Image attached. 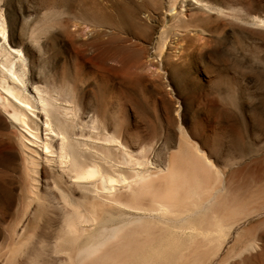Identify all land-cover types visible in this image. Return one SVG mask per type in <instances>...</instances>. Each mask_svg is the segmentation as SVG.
Instances as JSON below:
<instances>
[{"label": "bare ground", "instance_id": "6f19581e", "mask_svg": "<svg viewBox=\"0 0 264 264\" xmlns=\"http://www.w3.org/2000/svg\"><path fill=\"white\" fill-rule=\"evenodd\" d=\"M2 1L0 149L9 162L6 164L11 165L14 172L21 174L23 178L25 201L22 204L21 199L19 200L20 195L16 193L18 189L9 194V197L0 196V239L4 240V246L0 247V264H224V254L231 258L237 245L243 242L244 237H248L246 234L250 235L246 232L239 233V230L236 236L233 233L244 218L260 211L257 207L245 208L251 204L247 202L249 206L241 205L239 196L236 200V192L237 195L241 194L247 188L246 185L242 186L240 188L245 189L241 191L239 185H236V191L232 187L235 185L232 179H240L245 168L243 167L242 172L241 168L237 170L235 178L231 173L228 178L225 169L217 163L223 161L231 166L234 156L224 157L208 149V142L203 135L195 138L194 131L181 113L180 103L175 109L171 108L173 104L170 103V109L168 107L167 112L159 119L162 126L160 135L158 127L161 126L157 127V122L154 124L146 121L134 108L124 106L123 101L127 99L123 100L121 94L109 95L106 108L101 109L102 116L92 113L90 92L82 88L86 79L77 78L79 75L73 74L74 71L72 74L58 71L50 73L45 69L38 70L41 77L36 75L32 71L35 66H31L26 40L16 42L17 40L12 39L8 16L4 6L1 7ZM177 1H169L166 14L168 18L163 24L165 26L160 38H157L158 44L156 43L153 56L156 62L148 61L151 68H142V72L144 69L146 72L142 74L139 72L140 66L131 63L132 60L126 62L112 59L116 63L112 67L117 75L119 73L126 78L138 79L139 83L150 80L149 77L153 75L161 76L164 74L163 59L165 53L169 55L167 49L170 42L183 48L182 42L192 37L191 33H195L194 37L202 33L200 26L192 27L184 22L181 15L184 10L178 12ZM190 1L197 6L206 7V10L211 8L205 0ZM56 6L58 5L50 4L45 7L42 23H36L28 35L34 45H39L42 33L54 31L52 20L58 16L63 18V11L57 10ZM212 8L213 11L214 6ZM149 15L151 14L145 16L147 18L143 22L151 19ZM256 21L264 26V18L257 17ZM77 24L66 25L64 32L59 34L67 48L76 47L83 38L80 29L74 28H77ZM255 24L258 23L254 22ZM84 32L87 34V30ZM189 44L191 43L187 45ZM47 45L48 48L43 51L46 54L44 65L51 69L58 60L55 52L50 53L52 43ZM164 80L166 91L174 96L171 83L165 76ZM139 124L142 125L140 130ZM143 124L146 125L144 128ZM250 166L252 165H248L249 168ZM12 178L13 176L10 180ZM247 180L248 183L249 180L252 181ZM18 185L22 186L20 183ZM13 206L17 210L22 206L24 213L10 232L4 228L3 222ZM42 208L62 214L59 227L56 225L58 230L55 227L57 235L56 232L53 233V240L48 238L46 232L36 230L38 225L33 224L35 226L29 228L30 215ZM15 220L13 218L11 221ZM40 227L39 225L41 230ZM232 240L234 242L230 243ZM245 243L243 249L246 247Z\"/></svg>", "mask_w": 264, "mask_h": 264}, {"label": "rangeland", "instance_id": "374dc122", "mask_svg": "<svg viewBox=\"0 0 264 264\" xmlns=\"http://www.w3.org/2000/svg\"><path fill=\"white\" fill-rule=\"evenodd\" d=\"M169 1L170 0H3L1 2V7L4 6L3 9L6 16H8L12 39L14 41L17 40L16 42L26 40L25 46L28 49L26 50L29 54L31 66H35L32 71L34 73L36 72V75L40 77L42 74L40 75L38 70L44 71L46 69L45 71H51L52 73L58 71L59 73L70 72L71 74L74 71L73 74L79 75L77 78H85L86 82L82 84V88L90 92L89 100L91 102L92 113L102 116L101 109L106 108V101L110 98L111 94H121L123 100H129V102L127 100V102L123 101L124 106H130V108H134L137 112L139 111L140 117L142 116L146 121H151L154 124L157 122L156 126L158 127L161 126V124H159V119L164 116V112H167L170 103L173 104V107H171L172 109H175V106L180 103L181 113L185 120H187V124L194 131L195 138L198 135H203L208 142V149H211L214 153L222 154L224 157L234 156L233 161L230 162L232 164L231 166H227L223 161L217 163L221 168L225 169L227 176L231 173L234 177V174H236L237 170H240V168L241 172L244 171L242 170L243 167L245 168V173L251 171L249 172L251 174H243L242 172L240 176L242 179L244 177L247 184H244L246 182L240 178L241 184H244L241 185L240 179H238L239 177H234L236 181L232 179V182H235V185H232L233 183H231V185L236 191V185H239L238 187L241 191H243L245 187L247 188V191L244 190V192H242L243 194L241 191L238 192L241 194L237 195V192L235 194L236 200L239 196V203L242 200V203H240L241 205L251 204L252 206L248 205L249 207L246 206L245 208L257 207L260 208L262 212L264 211V26L259 25L260 23L256 21V18H264V0H205L211 7H208V10H206V7L195 5L190 0H178L179 2H176L177 10H180H178L179 13L184 10L181 14L184 22L192 25V27L200 26L203 30V36L201 33L194 37L195 33H191L193 38L189 37L188 40L186 39V45L183 41V48H181V46L177 47L175 42H170L168 46L169 49H167L170 56L165 53L163 59V76L153 75L149 77L150 80H144L139 83L140 80L138 79H132L131 77L126 78V76L119 73L117 75V72L112 67L116 63H114L112 59H122L126 62L127 60L129 62L132 60L131 63L140 66L139 72H142V68H151L150 62L148 61L152 60L156 62L153 60V56L155 55L156 43L158 44L157 38H160L159 35L162 33L165 26L163 24L166 23L168 18L166 14ZM50 4L58 5L56 6L58 7L57 10L63 11L62 16L64 19L58 16V21H56L57 19H54L55 21L52 20V24L55 26L53 28L54 31L51 30L48 34L42 33L39 45H34V43L30 41L31 39L28 35L31 34L32 28L36 23L43 21V14L46 11L45 7ZM213 6L214 10L212 11L211 9H213ZM148 14H151L149 15L151 19L148 22H143L146 20L147 17L145 16H148ZM254 22L258 24L254 25ZM72 24H77V28L72 26V29H80L79 31L83 34V38H81V44L79 43L74 48H67L65 47L66 43H64V39L59 34L64 32L66 25ZM104 27L105 30H103ZM85 30H87V34H84ZM12 33H15V39ZM19 34H22L21 37ZM172 35H174L173 32ZM204 36L206 38H204ZM261 38L263 40L259 41ZM47 43H52L50 53L53 54L55 52L54 54L57 57L56 60H58L54 64L55 66H53L54 69L45 68L44 65L46 54H44L45 52L43 51H45L48 46ZM188 43L191 44L188 46ZM187 48L190 49L188 50ZM179 50L182 51L180 52ZM165 62L168 64H165ZM98 67L100 68L98 69ZM110 72L111 74H109ZM142 74H146L145 69ZM164 76L168 79L169 84L171 83L170 85L173 87L175 93L174 96L172 93H168L170 91H166L167 87L163 84V82H165ZM155 84L157 88H155ZM164 96H167V99ZM130 101L132 103H130ZM166 104L167 106H165ZM161 110L164 111L162 112ZM105 116L107 117V114H105ZM141 126L142 125L139 124V130ZM145 126L146 125L143 124V128ZM159 131H162V126L158 127V134L161 135L162 132ZM199 131L201 134L198 133ZM197 138H201V136ZM4 155L3 150L0 149V196L9 197L18 189L16 193L20 195L19 200L21 199V203L23 204L25 201V192L22 188L23 178L21 174L18 175L14 172L11 165L9 166V164H6V162H9ZM250 164L252 165L250 166L252 170L248 167ZM4 166L6 168H4ZM2 168H4V170ZM247 175L249 176L247 177ZM12 176L13 178L10 180ZM16 179L18 182H16ZM247 179H252V181L249 180L250 184ZM16 183L17 185H15ZM19 183L22 184V186L20 185L19 187ZM14 185L15 191H13ZM242 186H245L244 189L240 188ZM20 191H22V193ZM245 195H247L248 198ZM243 197L248 200H244ZM235 203H237V201ZM13 209L8 213L9 216L8 214L5 216L6 219L3 222L4 228L10 230V232H12L11 228L12 230L15 228L24 213L22 206L18 210L13 206ZM260 211L248 217L249 220L247 217L244 218L239 225L241 228L239 229L238 227L236 232L233 233L236 236L239 230V233H248L251 236L247 234L246 236L248 237H244L245 235L243 236V242L241 241L242 243L240 242L241 244L239 243V245H237L231 258L224 254V264H264V212L261 213ZM41 212L44 214H41ZM61 216L62 214L58 213V211L53 212L45 208L39 209L38 211L35 210L30 215L28 222L30 223L29 228L31 229V227L35 225L39 227L40 225L41 230L38 227L36 230L44 233L46 232L45 234L48 235V238L53 240L55 239V235H57L59 223H61L62 219ZM59 217H61L60 220ZM13 218L14 220L16 218L17 221H11ZM31 221L34 222L31 223ZM6 236L8 237V235ZM247 238L250 240L248 241ZM3 241L4 240L0 239L1 248L4 246ZM232 242L234 241L232 240L230 243ZM230 243L229 245H231ZM244 243L246 244L245 249H243ZM240 249L242 250L239 251ZM243 250H245V252ZM237 254H240V256Z\"/></svg>", "mask_w": 264, "mask_h": 264}]
</instances>
